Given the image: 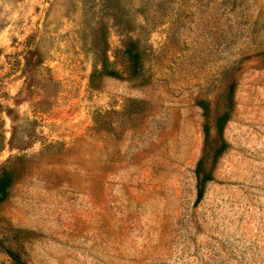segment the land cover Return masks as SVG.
Instances as JSON below:
<instances>
[{"label": "rangeland", "instance_id": "obj_1", "mask_svg": "<svg viewBox=\"0 0 264 264\" xmlns=\"http://www.w3.org/2000/svg\"><path fill=\"white\" fill-rule=\"evenodd\" d=\"M4 166L0 264H264V0H0Z\"/></svg>", "mask_w": 264, "mask_h": 264}, {"label": "trees", "instance_id": "obj_2", "mask_svg": "<svg viewBox=\"0 0 264 264\" xmlns=\"http://www.w3.org/2000/svg\"><path fill=\"white\" fill-rule=\"evenodd\" d=\"M225 120H226V116H222L221 118L218 119L216 123V127L218 131L222 130L223 123ZM196 175L198 177V182H197V195H196L195 204L202 199L204 183L211 180L209 175H204L201 178H199L198 171H196ZM12 181H13L12 169L9 168V166H4L0 173V203L4 201L6 195V189L11 184ZM6 253L12 260V264H26L23 258L19 254H16L10 250H7Z\"/></svg>", "mask_w": 264, "mask_h": 264}]
</instances>
